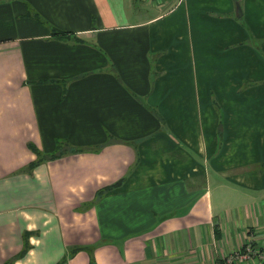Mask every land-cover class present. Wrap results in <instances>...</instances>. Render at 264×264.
<instances>
[{
	"label": "crops",
	"instance_id": "crops-1",
	"mask_svg": "<svg viewBox=\"0 0 264 264\" xmlns=\"http://www.w3.org/2000/svg\"><path fill=\"white\" fill-rule=\"evenodd\" d=\"M250 241L234 264H264V0H0V264Z\"/></svg>",
	"mask_w": 264,
	"mask_h": 264
},
{
	"label": "built area",
	"instance_id": "built-area-1",
	"mask_svg": "<svg viewBox=\"0 0 264 264\" xmlns=\"http://www.w3.org/2000/svg\"><path fill=\"white\" fill-rule=\"evenodd\" d=\"M261 253V252H260ZM259 249L258 247H256L252 241L247 242L245 245V251L241 252L239 251L237 253V255L235 254H231L227 259L225 263L222 264H234L235 261L240 260V261H244V260H256L255 258H259ZM261 256H264L261 253Z\"/></svg>",
	"mask_w": 264,
	"mask_h": 264
},
{
	"label": "trees",
	"instance_id": "trees-1",
	"mask_svg": "<svg viewBox=\"0 0 264 264\" xmlns=\"http://www.w3.org/2000/svg\"><path fill=\"white\" fill-rule=\"evenodd\" d=\"M52 32H53L54 35H62L63 37H69V36L72 35V32H66V31L63 32V31H60V30H58L56 28H53ZM52 156L54 157V155H52Z\"/></svg>",
	"mask_w": 264,
	"mask_h": 264
},
{
	"label": "water",
	"instance_id": "water-1",
	"mask_svg": "<svg viewBox=\"0 0 264 264\" xmlns=\"http://www.w3.org/2000/svg\"><path fill=\"white\" fill-rule=\"evenodd\" d=\"M238 11H240V12H241V10H240V6H238ZM240 15H241V13H240Z\"/></svg>",
	"mask_w": 264,
	"mask_h": 264
}]
</instances>
